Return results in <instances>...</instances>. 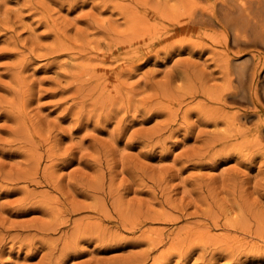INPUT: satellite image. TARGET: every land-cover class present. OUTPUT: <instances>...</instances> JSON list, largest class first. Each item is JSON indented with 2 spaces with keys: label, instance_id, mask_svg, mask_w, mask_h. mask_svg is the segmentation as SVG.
Instances as JSON below:
<instances>
[{
  "label": "rangeland",
  "instance_id": "rangeland-1",
  "mask_svg": "<svg viewBox=\"0 0 264 264\" xmlns=\"http://www.w3.org/2000/svg\"><path fill=\"white\" fill-rule=\"evenodd\" d=\"M211 1L0 0V264H264V43Z\"/></svg>",
  "mask_w": 264,
  "mask_h": 264
},
{
  "label": "bare ground",
  "instance_id": "bare-ground-1",
  "mask_svg": "<svg viewBox=\"0 0 264 264\" xmlns=\"http://www.w3.org/2000/svg\"><path fill=\"white\" fill-rule=\"evenodd\" d=\"M202 5H196L192 11L194 15L196 12V22H222L233 33L235 41L253 42L256 46L264 43V0H213L207 6Z\"/></svg>",
  "mask_w": 264,
  "mask_h": 264
}]
</instances>
